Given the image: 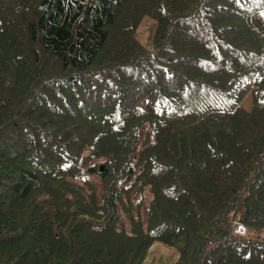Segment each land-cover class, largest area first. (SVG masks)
Returning a JSON list of instances; mask_svg holds the SVG:
<instances>
[{
	"label": "trees",
	"instance_id": "obj_1",
	"mask_svg": "<svg viewBox=\"0 0 264 264\" xmlns=\"http://www.w3.org/2000/svg\"><path fill=\"white\" fill-rule=\"evenodd\" d=\"M157 242L264 264V0H0V264Z\"/></svg>",
	"mask_w": 264,
	"mask_h": 264
},
{
	"label": "rangeland",
	"instance_id": "obj_2",
	"mask_svg": "<svg viewBox=\"0 0 264 264\" xmlns=\"http://www.w3.org/2000/svg\"><path fill=\"white\" fill-rule=\"evenodd\" d=\"M154 23L156 22L152 18L145 17L137 31V36L139 37V39L142 42L147 43V45L151 44V40L148 39L150 33L153 32ZM241 104L246 109H251L252 95L250 92L243 97ZM235 228L237 229V225H235ZM237 230L243 231V229ZM175 258L176 257L173 249L167 248L157 242L150 248L147 256V262L148 264H175Z\"/></svg>",
	"mask_w": 264,
	"mask_h": 264
}]
</instances>
